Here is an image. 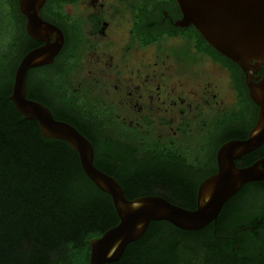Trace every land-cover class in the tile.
<instances>
[{
  "label": "flooded vegetation",
  "instance_id": "obj_1",
  "mask_svg": "<svg viewBox=\"0 0 264 264\" xmlns=\"http://www.w3.org/2000/svg\"><path fill=\"white\" fill-rule=\"evenodd\" d=\"M41 16L61 30L64 43L52 64L31 70L35 83L41 75L62 78L58 86L97 118L108 138L131 145L139 159L160 157L161 173L184 176L180 188L196 190V210L201 185L219 173L220 149L247 140L256 125L258 107L251 101L246 112L243 102L250 99L245 73L211 52L195 27L180 26L177 0H47ZM34 42L32 50L45 45ZM173 159L187 167L170 170ZM262 160L264 143L235 164L245 169ZM160 183L163 195L177 197V186ZM255 200L264 205V179L244 185L220 214ZM253 217L264 227V216Z\"/></svg>",
  "mask_w": 264,
  "mask_h": 264
},
{
  "label": "trees",
  "instance_id": "obj_2",
  "mask_svg": "<svg viewBox=\"0 0 264 264\" xmlns=\"http://www.w3.org/2000/svg\"><path fill=\"white\" fill-rule=\"evenodd\" d=\"M25 24L18 0H0V264H89L91 241L116 227L119 218L111 197L85 175L78 153L66 142L45 139L38 123L26 120L10 99L15 72L36 46ZM231 67L239 69L232 61ZM31 73L28 99L85 135L95 149V166L114 177L129 200L162 195L174 205L196 208V190L180 188L184 176L161 173L160 157L139 159L131 145L108 138L97 118L58 86L62 78L41 75L37 84ZM243 102L246 112L254 107L246 95ZM170 161V170L187 167ZM162 180L165 189L178 187L175 199L163 195ZM259 205L255 200L225 208L193 232L152 222L142 239L109 264H264V227L253 217L264 216Z\"/></svg>",
  "mask_w": 264,
  "mask_h": 264
},
{
  "label": "water",
  "instance_id": "obj_3",
  "mask_svg": "<svg viewBox=\"0 0 264 264\" xmlns=\"http://www.w3.org/2000/svg\"><path fill=\"white\" fill-rule=\"evenodd\" d=\"M177 1L183 14L180 26L195 27L214 50L245 73L249 97L258 107L256 125L248 139L229 142L220 149L219 173L201 185L196 210L176 206L157 196L129 200L121 185L95 166L91 142L72 125L55 119L45 105L28 99L29 72L54 62L64 36L60 29L42 19L41 10L47 0H18L29 37L45 45L30 51L20 62L10 99L26 120L38 123L45 139L66 142L78 153L85 175L111 197L119 218L116 227L91 241L89 264L119 261L130 244L144 237L152 222H168L188 232L202 230L217 219L224 204L244 185L264 179V160L245 169L235 164L236 159L256 151L264 143V0Z\"/></svg>",
  "mask_w": 264,
  "mask_h": 264
},
{
  "label": "rangeland",
  "instance_id": "obj_4",
  "mask_svg": "<svg viewBox=\"0 0 264 264\" xmlns=\"http://www.w3.org/2000/svg\"><path fill=\"white\" fill-rule=\"evenodd\" d=\"M196 68H197V66H196ZM197 69H198V68H197ZM199 69H201V68H200V64H199ZM231 97H232V98L230 99V102L233 100V96H232V95H231Z\"/></svg>",
  "mask_w": 264,
  "mask_h": 264
}]
</instances>
